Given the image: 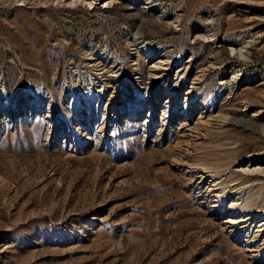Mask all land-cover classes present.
I'll return each mask as SVG.
<instances>
[{
  "label": "rangeland",
  "instance_id": "rangeland-1",
  "mask_svg": "<svg viewBox=\"0 0 264 264\" xmlns=\"http://www.w3.org/2000/svg\"><path fill=\"white\" fill-rule=\"evenodd\" d=\"M249 158L264 0H0V264H264Z\"/></svg>",
  "mask_w": 264,
  "mask_h": 264
},
{
  "label": "bare ground",
  "instance_id": "bare-ground-1",
  "mask_svg": "<svg viewBox=\"0 0 264 264\" xmlns=\"http://www.w3.org/2000/svg\"><path fill=\"white\" fill-rule=\"evenodd\" d=\"M131 16H133V17H135V18H139V19H141V20H145L144 18H143V16H142V14L141 13H135V14H132ZM146 21V20H145ZM160 58V57H159ZM165 62V60L163 61V58L161 57L160 59H159V61L158 62H156L153 66H152V69H155V70H159L160 69V67H162L163 66V64H165L164 63ZM163 71H166L165 69L163 70ZM162 73V72H161ZM158 75V74H157ZM163 75L161 74H159V78L160 77H162ZM230 123L231 124H235V125H243V123H244V121H243V119L241 118V117H239V118H236V119H232L231 121H230ZM255 162H257V164L259 163V160L257 161V160H253L252 158H249L248 159V161H247V165H246V168L245 169H243L242 171L243 172H245V173H251V174H262V175H264V169L262 170H260V168H256L257 166H254L253 167V164L255 163ZM246 164V163H245ZM255 165V164H254ZM252 167H253V169H252ZM263 168V167H262ZM241 171V170H240ZM212 174V173H211ZM211 174H209V173H207V172H204V173H201V171H200V173H199V175H200V178H201V182H205V181H207L206 183L208 184V186L211 188V189H214L215 187H216V185H218L217 183H213V182H215L214 180H217L218 178H214L215 176H214V173L211 175ZM261 175V176H262ZM259 176V175H258ZM209 180V181H208ZM213 183V184H212ZM210 189V190H211ZM209 190V189H208ZM215 190V189H214ZM217 191V190H216ZM220 194V193H219ZM215 196H218V193L215 195ZM251 197H249L248 199H249V201H248V204L250 205V207L249 208H251V210L252 211H250L249 213H245V212H247V211H244V210H238L237 209V207H236V205H238L239 206V201H241L242 203H244V202H247V199H245V200H243V198L242 197H239V198H237L235 201H233L231 204H230V207H229V209H228V211H227V216H229V219H230V224H233V225H240L239 227V230H243L244 228H246L247 226H249V224H248V222L249 221H254V220H257V221H260V223H259V228H264V212L263 213H261V212H257V211H253L254 209H256L255 208V205H256V200L254 201L252 198L250 199ZM238 202V203H237ZM247 204V205H248ZM258 204V203H257ZM241 205H243V204H241ZM235 206V207H234ZM244 209V208H243ZM247 209V208H246ZM248 210V209H247ZM264 211V210H263Z\"/></svg>",
  "mask_w": 264,
  "mask_h": 264
}]
</instances>
